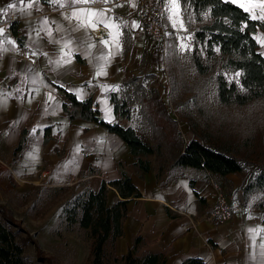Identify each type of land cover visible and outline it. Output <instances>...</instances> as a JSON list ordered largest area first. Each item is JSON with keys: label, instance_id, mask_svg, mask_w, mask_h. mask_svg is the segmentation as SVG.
<instances>
[{"label": "crops", "instance_id": "obj_1", "mask_svg": "<svg viewBox=\"0 0 264 264\" xmlns=\"http://www.w3.org/2000/svg\"><path fill=\"white\" fill-rule=\"evenodd\" d=\"M63 2L65 7L61 8L48 0H0L3 19L14 15L18 37H22L17 41L5 28L0 34L3 42L0 46L13 48L7 43L11 40L18 49L0 53V184L11 177L25 184L42 182L50 187L80 184L96 191L103 181L122 177L118 163L123 161L141 196L129 199L123 235L114 243L117 256L125 255L134 239L141 236L139 255H162L164 264H183L190 258H199L207 264H264V211L256 206L259 195L246 203L240 201L236 189L243 182L242 174L220 176L204 169L187 168L158 179L155 156L151 157V169L141 172L128 144L119 135L93 121L69 120L63 110L65 91L77 97L79 90L80 100L91 97L106 121L125 123L116 117L112 92L120 91L123 82L152 64L149 58L144 59V52L152 44L141 19L135 15L138 0ZM10 3L16 4V8L5 14L2 10ZM29 3L31 8L27 7ZM238 3H244L254 15L261 1L238 0ZM78 9L85 10L80 20L65 19ZM89 9L105 12L102 19L109 26L92 17L95 29L74 31L81 20H88ZM168 15L169 6L165 3L163 20L167 27L172 24ZM45 18L47 26L42 24ZM42 27L44 31H40ZM49 28L51 37L47 35ZM101 38L109 41L107 46ZM68 40L72 41L71 51L65 55L69 48L63 45ZM258 43V51L264 56V31H260ZM25 50L36 53V64L24 60ZM102 53L108 61L101 60L98 64L96 58ZM61 57L71 63L60 67L49 63ZM101 64L107 74L97 76ZM110 86H118V91H104ZM49 94L54 99L49 100ZM20 142L22 148L16 150ZM218 185L243 207L224 223L211 218ZM121 199L116 189L109 190V205Z\"/></svg>", "mask_w": 264, "mask_h": 264}, {"label": "trees", "instance_id": "obj_2", "mask_svg": "<svg viewBox=\"0 0 264 264\" xmlns=\"http://www.w3.org/2000/svg\"><path fill=\"white\" fill-rule=\"evenodd\" d=\"M180 2L183 17L187 18L192 13L198 23L193 31L191 66L199 76L214 74L220 103L244 106L264 99V56L258 51L257 40L258 30L264 31V21L252 20L249 11L244 12L237 4L225 0ZM11 30L16 40L21 41L15 23ZM162 55V46L150 45L144 52V59L149 58L161 72ZM218 56L217 64H221L222 69L215 74L212 63ZM238 71L242 73L239 84L236 80L230 82L226 73ZM164 78V74L152 69L142 70L123 82L120 91L112 92L116 117L125 123L106 121L101 111L94 107L91 97L80 100L68 90L65 91L63 110L70 121H93L119 135L128 144L141 172L151 169V157L155 156L158 179L187 168L204 169L220 176L244 174L241 186L236 189L240 193V201L246 203L252 196L263 195L256 206L264 211V165L239 157L229 145L214 143L208 135L186 139L181 128L182 120L176 115L179 106L173 107L171 99L166 100ZM241 85L244 90H241ZM21 148L22 142L16 150ZM118 168L122 174L120 179L103 181L98 190L89 189L76 195L67 214L69 226L89 232L90 264H106V244L123 235L129 199L141 196L123 161L118 163ZM111 188L116 189L122 199L109 205ZM32 244L30 236L0 202V264H37L39 259L48 262L40 247H36L37 260H34L29 253ZM142 245L143 238L137 236L128 252L116 256L115 261L118 264H164L162 255H139ZM183 264L207 263L199 258H190Z\"/></svg>", "mask_w": 264, "mask_h": 264}, {"label": "rangeland", "instance_id": "obj_3", "mask_svg": "<svg viewBox=\"0 0 264 264\" xmlns=\"http://www.w3.org/2000/svg\"><path fill=\"white\" fill-rule=\"evenodd\" d=\"M165 3H168V16L171 17L168 19L172 24H168L171 38L162 55L163 71L160 72L152 64H148L143 71L152 69L160 75L164 74L166 100L171 99L173 107L179 106L176 115L182 120L181 128L186 139L189 140L194 135H208L214 143L229 145L239 157L264 165V99L244 106L221 104L214 74L199 76L191 66L193 31L198 26L194 15L190 13L184 18L181 2L178 0L179 16H174L171 0H165ZM136 11L137 8L135 15L138 16ZM261 14H264V9L259 7L254 15ZM173 21H176L175 28ZM181 21L183 28L180 27ZM260 31L262 30H258V35ZM181 44H187L188 48L181 49ZM219 59L220 56L212 63L215 74L222 69L221 64H217ZM226 76L229 81L236 80L235 72L226 73ZM3 181L5 183L0 184V202L32 239L30 255L37 260L36 247H40L45 258L49 259L48 262L46 259H39L37 264H90L89 232L67 223V214L75 196L89 189L80 184L63 187H50L42 182L25 184L24 181L11 177H6ZM224 190L227 193L225 188ZM262 198L263 195H259L257 201ZM114 243L115 241L110 240L106 244V264H118L115 261L117 255Z\"/></svg>", "mask_w": 264, "mask_h": 264}, {"label": "built area", "instance_id": "obj_4", "mask_svg": "<svg viewBox=\"0 0 264 264\" xmlns=\"http://www.w3.org/2000/svg\"><path fill=\"white\" fill-rule=\"evenodd\" d=\"M106 6V5H104ZM136 14L141 19L144 31L149 37L151 44L154 46H162L163 52L167 48V44L171 38L170 31L166 26L163 17L165 14V3L163 0H138ZM15 22V16L11 15L8 19H3L0 11V28L10 31L12 38L16 36L11 31V25ZM33 51L25 50L22 54L24 60L30 64L37 63V55H33ZM243 209L241 203L230 196L220 185L217 187L216 203L211 213V218L218 222L224 223L230 220L235 214Z\"/></svg>", "mask_w": 264, "mask_h": 264}, {"label": "snow or ice", "instance_id": "obj_5", "mask_svg": "<svg viewBox=\"0 0 264 264\" xmlns=\"http://www.w3.org/2000/svg\"><path fill=\"white\" fill-rule=\"evenodd\" d=\"M49 3H52V4H59V6L61 8L65 7V3L63 2V0H48ZM95 0H71V3L72 4H78V3H94ZM104 2L106 3L107 0H104ZM225 2L227 3H233V4H237V6L241 9H243L244 12H248L249 11V8L248 7H245L244 3H238V0H225ZM252 0H249V3H251ZM171 4H172V7H171V11H172V14L174 16H179V3H178V0H171ZM259 7H261L262 9H264V2H261L259 5ZM27 7L31 8L32 7V4L29 3L27 5ZM16 8V4H13V3H10L7 5V7L5 9H3L2 11H4L5 14H7V11L9 9H14ZM84 9H78V10H74L71 14V16H65V19H68V20H71V19H77V20H80L81 18V15L84 13ZM105 15V12L103 11H100L99 13H97L96 10H92V9H89L88 10V20L87 21H83L81 20V23L78 25L77 28L73 29L74 31L75 30H78L79 28H87V27H92L93 29L96 28V24H93L92 22V17H98V23H101V24H104L105 27H108L109 25L107 23L104 22V20L102 19V17ZM169 19H171V17H169ZM245 19H247V17H245ZM251 19L252 20H261V21H264V14L260 15V16H256V15H252L251 16ZM54 23V21H53ZM42 24L44 26H47L48 25V20L47 18H45L42 22ZM138 27V25H137ZM173 27L175 28L176 27V21H173ZM180 27L183 28L184 25H183V22L181 21L180 22ZM244 27H247V25H245ZM45 30V27H42L40 29V31H44ZM57 30L59 31V27L57 28ZM186 31V29H184ZM241 31H243V28H241ZM4 32V29L0 28V34H3ZM37 35H39V33H37ZM47 35L49 37L52 36V31L51 29L49 28L48 31H47ZM191 37H189L190 39ZM102 40V43L107 46L109 41L106 40V39H103L101 38ZM7 43L9 44H12L13 45V48H6V47H2L0 46V53H7V52H11V51H17V47L15 46V41H11V40H8ZM57 43H59L57 41ZM72 41L71 40H68L65 42V44L63 45L64 48H69V53H65V55H69L70 54V51H71V48H70V45H71ZM3 42L0 41V45H2ZM95 45H90L89 47H94ZM117 47H118V43H117ZM188 48V45L187 44H181V49H186ZM61 51H63V48L61 49ZM217 51H219V49H217ZM33 55H36V53H33ZM46 55V54H45ZM109 56L111 55V53L108 54ZM97 59V62L99 64V61L103 60L105 61V63H107L108 61V58L102 53L99 57L96 58ZM49 63H55L57 65V67H60L62 66L63 64H68V63H71V60H64L63 57H61V59L57 60V61H49ZM106 71H105V68L104 66L101 64L99 65V70L96 72V75L97 76H103V75H106ZM242 75L241 72H236L235 73V79H236V83L239 84V77ZM231 82V81H230ZM60 87H63V85H60ZM118 91V86H110V87H105L104 88V91ZM241 90H244L243 89V86L241 85ZM77 98L78 99H82V96L79 94V90L77 91ZM54 99V97H52L51 94H49V100H52ZM47 111V110H45ZM33 133L36 131V129L34 128L33 130ZM75 151L78 153L80 151V148L79 146L76 147ZM29 155L35 159V156L32 154V153H29ZM74 162V161H73ZM251 231V230H250Z\"/></svg>", "mask_w": 264, "mask_h": 264}]
</instances>
